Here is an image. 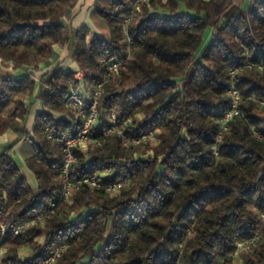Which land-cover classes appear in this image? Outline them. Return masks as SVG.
<instances>
[{
  "label": "trees",
  "instance_id": "trees-1",
  "mask_svg": "<svg viewBox=\"0 0 264 264\" xmlns=\"http://www.w3.org/2000/svg\"><path fill=\"white\" fill-rule=\"evenodd\" d=\"M76 1L0 0V59L37 68L59 43L89 85L105 71L101 58L118 60L123 67L103 85L98 107L115 112L126 136L157 128L159 142L124 147L110 132L87 155L75 148L72 176L107 170L101 183L129 182L116 196L80 185L64 200L62 147L77 130L65 109L73 71L57 66L39 79L0 75V135L17 134L0 147L2 264H41L61 244L67 246L55 264H238L236 241L255 235L264 213V67L257 66L264 63V0H150L135 12L133 0H94L109 37L81 25L70 43L63 16ZM180 4L193 14L178 12ZM232 84L241 95L239 113L221 130ZM34 95L42 109L31 131L20 129L15 120L22 122L32 105L23 98ZM137 113L141 119L126 122ZM107 126L95 125L93 136ZM24 138L35 190L11 156ZM149 148L152 156L133 159L134 151ZM51 202L54 212L46 215ZM37 215L42 219L25 224ZM241 258V264H264V231Z\"/></svg>",
  "mask_w": 264,
  "mask_h": 264
},
{
  "label": "built area",
  "instance_id": "built-area-1",
  "mask_svg": "<svg viewBox=\"0 0 264 264\" xmlns=\"http://www.w3.org/2000/svg\"><path fill=\"white\" fill-rule=\"evenodd\" d=\"M150 0H133L130 11L135 12L140 10L143 5L149 4ZM125 19L123 26L124 41L128 44L130 42L126 30ZM129 50V49H128ZM100 61L105 66V71L102 74L101 79L95 85H89L84 72L79 68H73V81L69 83V90L65 96V109L68 113L72 115L71 121L72 125L76 126L77 130L73 134H69L65 140L62 147V161L59 169V176L62 180V190L61 198L69 201L74 192H76L80 185H86L90 189H104L108 195L116 196L120 193L121 188L128 184V178H120L115 181L103 184L99 181L98 176H106L107 170L101 173H92L87 175L72 176L70 174V167L76 161L75 148H78L80 152L85 154L87 148L92 145H100L103 141L104 136L110 132H116L121 137V144L124 147L134 146L141 143L152 144L158 141V129L153 128L139 135L126 136L123 127L118 124L117 116L113 110H107L105 108L99 109L98 103L99 98L103 91V85L107 82L108 78L114 74L118 73L123 65L115 59L101 58ZM258 68L262 69L264 63H259ZM236 69L230 71L231 76H234ZM226 93L229 95V106L224 112L223 116L220 118V128L225 130L227 128L228 122H230L235 115L239 113V102L241 95L239 91L232 84L227 89ZM260 103H263L261 101ZM132 119L127 118L126 122ZM108 123L106 130L102 132V136L94 137L93 128L100 122ZM220 134L217 136L219 137ZM50 137V135H48ZM55 202H51L46 215L54 212ZM73 213H71L70 218H72ZM82 215H78L73 218L77 220ZM261 217L264 218V213H261ZM41 220L42 215H37L31 220L25 222L29 224L33 221ZM22 225L14 228V232H17ZM4 231V226H2ZM260 226L255 235L244 240H237L235 245V250L232 254L234 261L238 259V264H241L242 252L250 250L260 239L261 234ZM67 244H61L52 253L47 255L41 264H55L57 258L60 256L61 252L66 248ZM7 245L0 241V264H2ZM25 258V257H23Z\"/></svg>",
  "mask_w": 264,
  "mask_h": 264
},
{
  "label": "crops",
  "instance_id": "crops-1",
  "mask_svg": "<svg viewBox=\"0 0 264 264\" xmlns=\"http://www.w3.org/2000/svg\"><path fill=\"white\" fill-rule=\"evenodd\" d=\"M93 4H94V0H77L73 7L68 8L67 12L63 16V20L66 19L72 23V21H74V19L78 18L79 24H77V26L78 25H80V26L86 25L87 27H89V29L93 33L100 35L94 29V27H92L88 24L89 23L88 22V14H89L90 10H94ZM83 9L85 11L84 14L82 13ZM153 10L156 11V9H152L150 12L152 13ZM80 26H78V27H80ZM64 30H65V28H64ZM65 34H66V32H65ZM52 50L53 51H52L51 56L48 57L47 59L40 61L37 64V68H35L33 66L15 67V66H13L12 62L2 61L0 59V75H10L13 77H22V76H25L27 73H34L36 75V78L39 79L42 74H44L46 72H52L53 70H55L57 68V66L65 68L67 70L68 69L72 70L73 68H76L75 62L72 60L71 53H70L69 49L67 48V46L61 45L59 43H55L52 46ZM24 98L27 101H29V99L32 101L30 113H32L33 119H34L35 112L42 109V101L39 98V96H36V95L31 97V98L27 97V96H25ZM33 123H34V120H33ZM20 124L16 125V126L20 129H23L22 122H20ZM32 126H33V124H32ZM8 131L9 130H7L4 134L0 135V147L4 144L9 143V142L16 139V137H17L16 132H15L16 136L14 138H10L8 135ZM31 187L35 190L37 187V181H36L35 186H31ZM28 256H29V254H27L26 256H23V257H28Z\"/></svg>",
  "mask_w": 264,
  "mask_h": 264
},
{
  "label": "rangeland",
  "instance_id": "rangeland-1",
  "mask_svg": "<svg viewBox=\"0 0 264 264\" xmlns=\"http://www.w3.org/2000/svg\"><path fill=\"white\" fill-rule=\"evenodd\" d=\"M249 0H245V4L246 2H248ZM151 7H150V11H151ZM187 12L188 14H193L192 11L186 9L182 4L179 5V9L178 12ZM83 14L85 13L84 9H83ZM152 13H160L159 11H155L153 10ZM64 25H65V32L67 35L70 36L71 40L70 43H72L73 41V36H74V32L75 30L78 28L79 21L78 18L74 19V21H72V23L66 19L63 20ZM88 24L92 27H94V29L103 37L108 38L109 37V29L105 23V21L100 18L99 16H97L94 12V10H90L89 14H88ZM216 30L215 27L209 28L205 34L203 35V39L201 42V45L199 47V51L204 47L205 43L207 42V40L210 38L211 34L214 33ZM70 51V50H69ZM122 68V67H121ZM180 87V86H179ZM35 96V95H34ZM25 100V98H23ZM27 101V100H25ZM142 115L140 113H137L136 115L130 116V119H141ZM33 115L32 113H28L26 118L22 121V127L23 129L30 131L32 129V124H33ZM21 122V120L16 119L15 120V124L19 125ZM21 125V124H20ZM8 135L10 138H14L16 136L15 132L12 129H9L8 131ZM12 140V139H11ZM159 142V140L157 142L152 143L151 145H149L150 147L155 146L157 143ZM88 149V148H87ZM31 153V146H30V139L29 138H24L23 140H21L15 147L14 149L11 151V156L14 159V161L17 163V165L19 166V168L21 169L22 173L25 175L28 183L31 186H35L36 184V179L33 175V173L31 172V170L26 166L25 164V158L29 156V154ZM85 155H87V151L85 152ZM153 155V151L152 148H149L146 150V152H143L142 150H136L133 153V159L136 158H145L147 156H152ZM86 210V209H85ZM84 210V211H85ZM84 211L82 212H73L72 218L77 217L80 214H83ZM260 229L261 231L264 230V218H262V223L260 224ZM19 254L21 256H26L27 254H29V250L26 244H24L23 246H21V248L19 249ZM235 261L238 262V259H235Z\"/></svg>",
  "mask_w": 264,
  "mask_h": 264
}]
</instances>
